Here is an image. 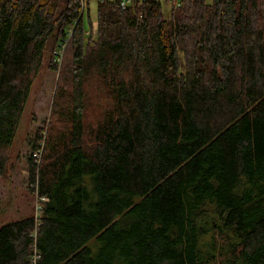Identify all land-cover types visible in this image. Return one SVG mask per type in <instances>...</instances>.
Masks as SVG:
<instances>
[{
	"label": "trees",
	"instance_id": "1",
	"mask_svg": "<svg viewBox=\"0 0 264 264\" xmlns=\"http://www.w3.org/2000/svg\"><path fill=\"white\" fill-rule=\"evenodd\" d=\"M85 3L0 0V175L62 76L0 264H264V0Z\"/></svg>",
	"mask_w": 264,
	"mask_h": 264
},
{
	"label": "rangeland",
	"instance_id": "2",
	"mask_svg": "<svg viewBox=\"0 0 264 264\" xmlns=\"http://www.w3.org/2000/svg\"><path fill=\"white\" fill-rule=\"evenodd\" d=\"M85 1V0H84ZM165 0H162V3ZM210 1V0H209ZM97 3L92 1L89 4L91 14L89 19L92 22L97 21ZM168 4V3H167ZM166 3L164 6V15H168L170 8ZM87 9V6H86ZM87 10H85V13ZM84 17L86 31L90 30V22ZM97 33L96 30L92 31ZM97 34L94 35L96 40ZM62 76L60 72H52L44 68L36 78L32 94L23 111L22 119L19 123L18 132L14 143L6 155L9 157L8 169L4 175H0V227L4 224L14 221L30 218H36L37 209L40 202L33 184L30 181V157L32 156L33 143L36 132L47 128L52 116V110L55 106L58 86L61 83ZM49 132H47V135ZM39 165V164H37ZM212 239L205 238L208 242Z\"/></svg>",
	"mask_w": 264,
	"mask_h": 264
},
{
	"label": "built area",
	"instance_id": "3",
	"mask_svg": "<svg viewBox=\"0 0 264 264\" xmlns=\"http://www.w3.org/2000/svg\"><path fill=\"white\" fill-rule=\"evenodd\" d=\"M100 1L105 2L107 0H100ZM108 1H110V2H116L117 4H120L121 8L126 9L129 6L133 5L134 3L141 4V3L145 2L146 0H108ZM175 1H178V0H174V2ZM38 152L35 154V156L37 158H40L42 151L41 150H38ZM40 199L43 202H46L47 201V199H45V198H40ZM41 209H42V207L40 205H38L37 215L35 216L36 217V220L38 219V215L42 211ZM38 255H39V253L35 250V255H33L34 261H38L39 260V256Z\"/></svg>",
	"mask_w": 264,
	"mask_h": 264
},
{
	"label": "bare ground",
	"instance_id": "4",
	"mask_svg": "<svg viewBox=\"0 0 264 264\" xmlns=\"http://www.w3.org/2000/svg\"><path fill=\"white\" fill-rule=\"evenodd\" d=\"M96 1H99V2H101L102 3V1H100V0H96ZM85 1L84 0H82V13H84L85 12V10H86V6H85Z\"/></svg>",
	"mask_w": 264,
	"mask_h": 264
}]
</instances>
